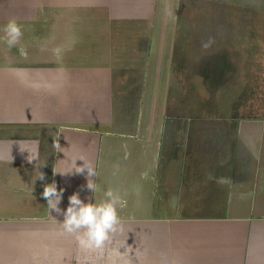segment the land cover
Here are the masks:
<instances>
[{
	"label": "crops",
	"instance_id": "1",
	"mask_svg": "<svg viewBox=\"0 0 264 264\" xmlns=\"http://www.w3.org/2000/svg\"><path fill=\"white\" fill-rule=\"evenodd\" d=\"M171 3L0 0V28L15 19L23 33L9 47L0 31V264H80L41 196L53 179L62 209L75 191H118V238L140 264H264V107L217 123L231 153L192 151L197 125L167 110ZM78 158L97 172L94 193L83 173L53 172Z\"/></svg>",
	"mask_w": 264,
	"mask_h": 264
},
{
	"label": "rangeland",
	"instance_id": "2",
	"mask_svg": "<svg viewBox=\"0 0 264 264\" xmlns=\"http://www.w3.org/2000/svg\"><path fill=\"white\" fill-rule=\"evenodd\" d=\"M170 1V24L162 33L173 47L168 113L197 125L192 151L231 153V135L217 123L263 115L264 0ZM220 132L224 137L216 136Z\"/></svg>",
	"mask_w": 264,
	"mask_h": 264
},
{
	"label": "clouds",
	"instance_id": "3",
	"mask_svg": "<svg viewBox=\"0 0 264 264\" xmlns=\"http://www.w3.org/2000/svg\"><path fill=\"white\" fill-rule=\"evenodd\" d=\"M0 31L3 32V39L9 47L15 46L22 33L21 25L15 19H9ZM211 38L203 47L211 44ZM77 165L70 170H53L54 174H70L73 171L83 173L87 178L86 188L92 193L96 191V184L93 178L97 172L90 164ZM31 161V159H29ZM86 170V171H85ZM35 179L45 180V174L41 171ZM65 189L58 188L57 182L53 179L50 183H44L41 196L45 198L49 212H55L62 216L63 233L74 237L77 247L83 254L80 264H140L138 261L139 252H135L132 258L133 249L128 247V235L123 236V243L118 238L123 235L119 209L126 207L127 201L114 189L104 191V198L99 202H92L90 199H81L78 191L68 197L66 208L59 205L63 199ZM87 201V202H86ZM123 250V251H121Z\"/></svg>",
	"mask_w": 264,
	"mask_h": 264
}]
</instances>
